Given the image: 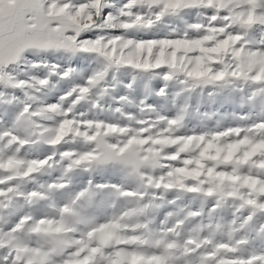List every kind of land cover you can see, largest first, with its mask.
<instances>
[{
  "label": "snow or ice",
  "instance_id": "obj_1",
  "mask_svg": "<svg viewBox=\"0 0 264 264\" xmlns=\"http://www.w3.org/2000/svg\"><path fill=\"white\" fill-rule=\"evenodd\" d=\"M0 264H264V0H0Z\"/></svg>",
  "mask_w": 264,
  "mask_h": 264
}]
</instances>
